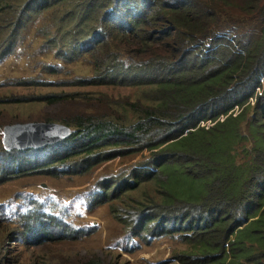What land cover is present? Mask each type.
Instances as JSON below:
<instances>
[{"label": "trees", "instance_id": "obj_1", "mask_svg": "<svg viewBox=\"0 0 264 264\" xmlns=\"http://www.w3.org/2000/svg\"><path fill=\"white\" fill-rule=\"evenodd\" d=\"M1 13L22 28L49 22L54 58L91 66L84 84L140 93L117 117L60 121L74 128L63 141L2 151L0 183L82 174L145 149V162L101 183L93 206L148 183L149 198L124 209L136 236L176 233L196 264H264V0H0ZM49 216L27 215L19 232L43 244Z\"/></svg>", "mask_w": 264, "mask_h": 264}, {"label": "rangeland", "instance_id": "obj_2", "mask_svg": "<svg viewBox=\"0 0 264 264\" xmlns=\"http://www.w3.org/2000/svg\"><path fill=\"white\" fill-rule=\"evenodd\" d=\"M14 14H0V153L5 151L1 143L5 124L116 116L118 103L136 100L140 91L133 85L84 84L82 80L93 75L91 66L82 59L54 58L46 35L51 32H44L49 22L32 18L22 28L14 25ZM53 94L71 95L53 102L49 100ZM149 154L144 149L116 156L82 174L33 171L0 183V264H88L98 258L111 264H196L201 259L191 256L190 244L178 234L136 236L124 222V209L132 214L139 201L148 199L150 184L92 205L107 177L126 175ZM40 212L50 215L44 218L50 237L36 245L19 227L27 215Z\"/></svg>", "mask_w": 264, "mask_h": 264}, {"label": "water", "instance_id": "obj_3", "mask_svg": "<svg viewBox=\"0 0 264 264\" xmlns=\"http://www.w3.org/2000/svg\"><path fill=\"white\" fill-rule=\"evenodd\" d=\"M73 130L71 126L55 121L14 122L3 126L1 143L5 151L42 149L63 141Z\"/></svg>", "mask_w": 264, "mask_h": 264}, {"label": "built area", "instance_id": "obj_4", "mask_svg": "<svg viewBox=\"0 0 264 264\" xmlns=\"http://www.w3.org/2000/svg\"><path fill=\"white\" fill-rule=\"evenodd\" d=\"M205 124H206V123L203 122V121L200 122V125H201V126H203V125H205ZM208 124H209V121H208ZM208 124H206V126H207Z\"/></svg>", "mask_w": 264, "mask_h": 264}]
</instances>
